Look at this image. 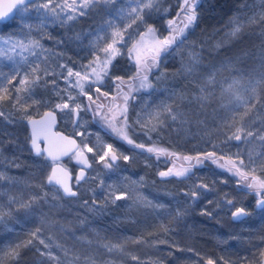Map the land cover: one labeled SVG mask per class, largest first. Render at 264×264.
Returning <instances> with one entry per match:
<instances>
[{
	"label": "snow or ice",
	"instance_id": "1",
	"mask_svg": "<svg viewBox=\"0 0 264 264\" xmlns=\"http://www.w3.org/2000/svg\"><path fill=\"white\" fill-rule=\"evenodd\" d=\"M199 3L200 0H177L178 11L175 18L167 19L166 35L155 26L153 19L154 16L161 14V0H125V3L118 7H113L118 4V0H11L3 9H0V25H11L18 21L16 27L19 29L18 33L8 34L0 30V64L11 65L7 71L0 68V118L15 124L16 120L12 119V116L13 112H16L21 114V120L27 121V125L31 128L32 151L36 156L46 157L52 162L46 181L49 186H54L51 188L53 199H59L60 192L65 197H77L79 186L90 178L88 169L93 163H99L104 169L111 171L117 167L119 159L129 160V156L121 152L115 143L102 142L100 150H97L95 145L90 146V137L93 134L97 135L98 140L100 139L98 133L87 127V114H91V121L114 140L154 154L158 159L166 156L184 162L179 168H176L173 163V166L168 167L166 171H160V177L190 178V175L194 174L193 169L211 161L221 170L236 177L238 186L249 190L255 196V207L264 214V175L257 174L258 166L264 172V163H260L264 161V153L258 154L255 159L249 154L245 159L239 151L236 153L230 151L231 147H238V145L230 144L233 140L251 143V138H254L264 144V128L258 131L244 121V117L257 104L264 106V71L253 75L231 60L222 62L219 68L213 65L209 70L207 67H202L201 53L197 52L193 46L188 52L186 63L183 56L181 57V67L177 72V75L184 74L185 77L191 78V83L194 85L191 96L189 97L181 90L178 104L174 99L177 96L176 91L165 89L168 92L165 99L160 100L159 103L152 99L159 90L156 81L161 79L162 74H158L160 65L168 55L178 51L184 45L187 36L190 35L188 30L196 26ZM245 7L248 6L245 5ZM33 11L38 19L35 24L26 19V15ZM93 11L103 12L105 16L102 23L95 29L69 37L67 43L63 39L56 41L58 49H66L73 42L79 46L87 36L89 37L87 52L90 58L87 63H80V70H75L67 62H60L57 67L63 71L57 73L47 64L53 55V50L43 43L46 38L44 29L48 24L58 23L61 27L68 26L70 22L89 16ZM163 11L166 14L168 10ZM246 24L264 26V0H260L259 10L254 11L246 20L241 21L237 17L230 21L231 31L227 35L238 37ZM134 36H138L139 39L129 44ZM47 38L52 37L49 34ZM220 46L218 43L217 47ZM125 48L128 59L135 68L134 73L127 79L116 74V65L113 63L118 56L122 55ZM56 55L57 57L68 56V59L72 60L66 50H58ZM260 67L264 69V55L261 56ZM221 71H228L229 77L217 80V73ZM47 77H53V79L49 81ZM57 78L63 80L64 87H60ZM109 81H111V87L104 90ZM41 82L52 84V91L56 95L55 101L36 98L34 89ZM141 92L146 94V98L133 120L130 115L131 101L137 99L134 93ZM217 92L220 94L219 98ZM217 99L220 100V109L225 113L220 123L227 129L225 140L221 145L208 141L207 143L211 144L210 150L197 151L195 155H192L169 151L165 147L157 146L155 142L152 146H146L145 143L138 141L137 136L155 141L172 124L187 122L188 113L181 110V104L185 101L190 106L195 105L200 110H204ZM84 100L87 103H84ZM49 103H53L54 107L44 111L39 120L34 119L32 110L39 114L40 107H47ZM5 106H8L10 110L5 111ZM188 111L191 112L192 109L189 108ZM58 113L71 115L74 128L78 129L76 135L81 137L79 143L75 139L62 137L59 133L53 134L57 137V141L51 140L49 133L56 122ZM153 134L156 136L154 137ZM41 138L45 140L47 147L41 148L38 143ZM9 143H13L11 138ZM68 145L71 147H67ZM225 147L229 149L228 152L224 151ZM3 149L4 145L0 142V157L4 155ZM69 153H71L70 156ZM88 153H92V157H89ZM61 156H69L70 160L74 159L76 164L81 165L79 173L74 177L76 190L69 183L72 177L68 168L60 163ZM15 166L19 167L18 164ZM0 182H6L7 189L0 190V224L5 222V217L11 218L21 209L25 210L29 217L41 216V226H37L29 233L30 238L23 244H9L6 254L18 260L21 248H33L40 256L47 257L55 264H62L60 255L52 251V237L45 236L42 227L47 222V217L42 211L40 201L45 204L50 203L47 192L45 191L44 195L32 193L27 197L22 192L18 195L13 194V189L21 181L11 174H6L3 168H0ZM133 184L136 187L129 189L127 185L119 183L105 185V182L101 180L98 187L104 192V205L107 203L116 205L117 201H130L131 203H126L124 206L165 208L164 204L154 203L146 194L139 191V182L134 181ZM43 187L44 185L41 184V188ZM199 189L208 190L209 186L205 183L195 185L190 193L193 201L202 195ZM185 195L189 193L185 192ZM226 203L234 208L231 212L234 220L239 221L250 214L246 207H237L231 199H226ZM91 204H98L95 196ZM84 205L89 206V202L84 201ZM50 206L57 207L55 204ZM89 210L98 212L101 208L89 206ZM183 211L178 207L176 217L181 216ZM166 214L172 215L171 212ZM202 214L211 215L207 210H204ZM161 226L165 232L170 231L163 222ZM55 246L64 257L69 258L67 264H75L81 259L78 251L58 243ZM102 247L108 253L121 248L119 244L107 241L102 244ZM189 251L194 250L189 249ZM258 254L264 258V249H261ZM196 255L199 254L196 253ZM131 258L139 264V257ZM201 259L204 260V264H232L231 261L223 258L220 261L205 257ZM84 260L85 264H97L94 256H85ZM261 264H264V261Z\"/></svg>",
	"mask_w": 264,
	"mask_h": 264
},
{
	"label": "rangeland",
	"instance_id": "2",
	"mask_svg": "<svg viewBox=\"0 0 264 264\" xmlns=\"http://www.w3.org/2000/svg\"><path fill=\"white\" fill-rule=\"evenodd\" d=\"M124 3L125 0H118V4L113 7ZM175 4L176 0H161V14L153 17L156 27L159 21L165 22L170 18L169 11L175 7ZM245 5L248 7L246 8ZM259 8L260 0H245L219 26L191 30L184 45L178 51L168 55L161 63L158 73L162 74L161 79L156 81L159 90L152 99H155L157 103L165 99L168 94L165 89L176 91L177 96L174 99L178 104L180 103L181 90L189 97L191 96V92L194 90L191 78L185 77L184 74L177 75V72L181 67V57L183 56L186 63L188 52L193 46L197 52L201 53L202 67H207L209 70L213 65L219 68L222 62L231 60L253 75L264 71L260 67L261 56L264 55V26L246 24L238 37L227 35L231 31L230 21L237 17L244 21ZM164 9L168 10L166 14ZM104 18L103 12L93 11L89 16L80 17L65 27L59 26L58 23L48 24L44 29L46 38L43 40V43L53 50V55L47 61L48 66L59 73L63 70L57 67L58 63L67 62L75 70H80V63H87L90 58L87 52L89 37L85 36L79 46L73 42L66 49H58L56 41L63 39L67 43L69 37H75L78 33H87L90 29H95ZM26 19L34 24L38 22L34 11L27 14ZM17 23L18 21L11 25H0V30L5 34L18 33ZM49 34L51 39L47 38ZM138 39V36H134L129 44ZM218 43L221 45L220 47H217ZM58 50H66L72 60H69L68 56L57 57ZM113 63L116 65V74L124 76L125 79L135 71L134 65L128 59L126 48ZM10 67V64H0V68L5 71ZM226 77H229L228 71L217 73V80H223ZM46 79L50 81L53 77ZM57 83L60 87H64L62 79L57 78ZM52 87L51 83L41 82L34 89L36 98L55 101L56 95L52 91ZM110 87L111 81L108 82L104 90ZM93 94L95 95V93ZM134 95L137 96V99L131 101L132 106L130 107V115L133 120L146 98V94L142 92L134 93ZM219 95L217 92L218 98ZM84 103L87 101L84 100ZM51 107H54L53 103H49L47 107H40L39 114L32 110L33 117L41 115ZM189 108L192 109L191 112L188 111ZM4 110L9 111L10 109L5 106ZM181 110L188 113L187 122L172 124L155 141L137 136L138 141L145 143L146 146H152L155 142L157 146L165 147L172 152L192 155H195L197 151L210 150L211 144L207 143L208 141L218 146L224 142L227 129L220 123V119L225 116V113L220 109L219 99L204 110H200L195 105L190 106L185 101L181 104ZM214 110L216 111L214 112ZM20 115V113L13 112L12 119L16 120L15 124L0 118V142L4 145V155L0 157V168L5 169L6 174H11L21 181L13 189V194L18 195L22 192L27 197L32 193L44 195L45 191L47 192V199L50 203L45 204L40 201L42 211L47 217V222L42 227L45 236L52 237V251L60 255L62 264H67L69 258L64 257L63 253L55 246L57 243L79 252L81 259L75 264H85V256H94L97 264H138L131 258L132 256L140 258L139 264H194V262L203 264L204 260L201 257L214 258L217 261L223 258L226 261H231L232 264H261L262 257L258 253L264 249V214L256 209L255 196L251 192L227 186L231 180L234 179V183L237 181V178L230 173L215 169L212 164L205 162L204 165L193 170L194 174H191L190 178L183 180H179L175 176L162 178L159 176V172L172 167L171 163H167L160 157L158 159L156 155H150L146 151L136 150L132 147L127 148L128 145L120 146L115 143L121 152L129 156L128 161L119 159L117 167L111 171L104 169L99 163H93L88 170L90 178L79 186L77 197L65 198L60 192V198L53 199L51 188L54 186H48L45 183L52 162L45 157L32 154L29 147L30 133L26 125L27 121L21 120ZM58 117V129L76 136L80 142L81 137L76 135L78 129L74 128L71 115L58 113ZM244 121L258 131L264 128V106L257 104L244 117ZM87 127L100 136L98 140L97 135L93 134L90 137V146L95 145L96 149L100 150L102 142L112 143L107 140L99 126L91 121V114H87ZM153 135L156 136V134ZM10 138L13 143H9ZM251 139V143L231 141V145H238V147L230 148L231 153L239 151L245 159L249 154L255 159L258 154L264 153V144L254 138ZM224 151L228 152L229 149L225 147ZM88 155L92 157L93 154L88 153ZM62 163L74 174H77L78 166L74 159L68 158ZM260 163H264V161ZM16 164L19 167H16ZM257 174L264 175L259 166ZM91 177L96 178L92 179ZM101 180L105 182V185L119 183L127 185L129 189L136 187L133 184L134 181L139 182V191L146 194L154 203L164 204L165 208L125 207L126 203H131L130 201H117L116 205L112 203L104 205V192L98 187ZM199 183L207 184L209 189H199L202 195L193 201L190 193ZM5 184L6 182H0V190H7ZM41 184L44 185L43 188H41ZM73 187L77 188L74 181ZM185 192H188L189 195L186 196ZM94 196L98 200L97 205L91 204ZM226 199L233 200L237 207H246L250 214L234 226L227 225L226 217L231 218L234 208L226 203ZM84 201H88L90 207H100L101 210L90 211L89 206L84 205ZM51 204H55L57 207L52 208ZM178 207L184 211L181 216L176 217ZM204 210H207L211 215L202 214ZM167 212H171L172 215H167ZM174 217L176 218L174 219ZM162 222L168 226L170 231H164L161 226ZM37 226H41V216L29 217L23 209L15 212L11 218L5 217V222L0 224V264H55L47 257L40 256L33 248H21L18 260L6 254L9 244H23L30 238L29 233ZM105 241L119 244L121 248L108 253L102 247ZM37 246L39 247V245ZM189 249L194 251H189Z\"/></svg>",
	"mask_w": 264,
	"mask_h": 264
},
{
	"label": "trees",
	"instance_id": "3",
	"mask_svg": "<svg viewBox=\"0 0 264 264\" xmlns=\"http://www.w3.org/2000/svg\"><path fill=\"white\" fill-rule=\"evenodd\" d=\"M244 1L245 0H200L199 7H198V21H197L196 26L193 29H203V28H211V26H219L229 16H231L234 13V11L238 8V6L240 4H242ZM177 11H178V4H177V0H176L175 7H173L169 11L168 16L170 18H175ZM157 27L160 28L159 30L162 34H164V35L167 34V21H165V22L163 20H162V22L159 21V23L157 24ZM193 29H190L188 31L190 32ZM103 134L105 135V137L107 138L108 141H110L112 143L114 142L120 146H124V145L127 146V144L123 143L122 141L114 140L113 137L107 135L104 131H103ZM130 147L131 146L128 145L127 148H130ZM160 158H163L167 163H171L172 166H173V163H175V166L177 168H179L184 163L183 161L175 160L172 157L161 156ZM207 163L212 164L211 161L210 162L207 161ZM221 163H223V161H221ZM212 165L214 166L215 169L221 170L216 165H214V164H212ZM213 166H211V167H213ZM195 169H193V170H195ZM183 179H184L183 177L179 178V180H183ZM227 186L228 187H236L237 190H244L246 192H250L247 189L240 188L238 186L237 182L234 183V179L231 180V183H229V185H227ZM226 223L229 226H234L236 223H239V222H234V221H232V219L229 216H227L226 217Z\"/></svg>",
	"mask_w": 264,
	"mask_h": 264
},
{
	"label": "water",
	"instance_id": "4",
	"mask_svg": "<svg viewBox=\"0 0 264 264\" xmlns=\"http://www.w3.org/2000/svg\"><path fill=\"white\" fill-rule=\"evenodd\" d=\"M9 2H11V0H0V9H3V8H4ZM42 114H43V113H42ZM42 114L39 115V116L33 117V118L36 119V120H39V119L41 118ZM58 124H59V117H58V114H57L56 122L52 125V127H51V131H50V133H49L50 138H51L52 141H57V137L54 136L53 134H55V133H59L60 136H62V137H67V138H69V139H75V140L79 143V140H78V138H77L76 136L70 135V134H68V133H66V132H63V131L59 130V129H58ZM26 125H27V122H26ZM27 127H28V130H29V133H30V140H31V128H30V126H28V125H27ZM38 143H39V145L41 146V148H44V147H47V146H48L43 138H41V139L38 141ZM29 147H30V149H31L32 154L36 156L35 152L32 151L30 141H29ZM67 147L70 148L71 146L68 145ZM70 155H71V153H69V156H70ZM87 155H88V154H87ZM69 156H61V157H60V163H62L64 160L68 159ZM88 156H89V155H88ZM45 158H46V157H45ZM46 159H47V158H46ZM47 160H48V161H51V160H49V159H47ZM62 164H63V163H62ZM63 165H64V164H63ZM77 165H78V164H77ZM65 167H66V166H65ZM80 167H81V165H78V171H77V174L79 173ZM91 167H92V166H91ZM66 168H68V167H66ZM89 169H90V168H89ZM89 169H88V170H89ZM68 170H69V174H70V176L72 177V179L69 181V183L72 184V186H73L74 175H73L72 171H71L69 168H68ZM50 171H51V169H50ZM49 173H50V172H49ZM77 174H76V175H77ZM45 183H46V185H48L46 180H45ZM48 186H49V185H48ZM73 188H74V187H73ZM74 190H76V189L74 188ZM61 193H62V192H61ZM62 195H63V193H62ZM64 197H65V196H64ZM65 198H70V197H65ZM246 217H247V216H246ZM246 217H244V218H242L241 220L237 221V220H234L233 217H232V215H231V219H232V221H234V222H240V221H242L243 219H245ZM262 261H264V258H262ZM203 264H204V262H203Z\"/></svg>",
	"mask_w": 264,
	"mask_h": 264
},
{
	"label": "flooded vegetation",
	"instance_id": "5",
	"mask_svg": "<svg viewBox=\"0 0 264 264\" xmlns=\"http://www.w3.org/2000/svg\"><path fill=\"white\" fill-rule=\"evenodd\" d=\"M76 165H77V164H76ZM77 166H78V165H77ZM70 170H71V169H70ZM77 171H78V169H77ZM72 173H73V171H72ZM73 175H74V177L76 176V174H74V173H73Z\"/></svg>",
	"mask_w": 264,
	"mask_h": 264
}]
</instances>
